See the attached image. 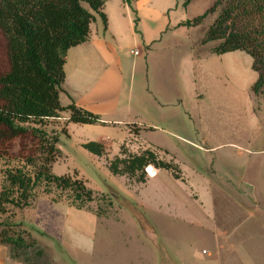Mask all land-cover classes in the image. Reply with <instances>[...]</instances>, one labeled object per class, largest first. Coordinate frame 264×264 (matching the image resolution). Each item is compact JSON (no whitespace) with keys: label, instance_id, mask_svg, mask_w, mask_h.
<instances>
[{"label":"rangeland","instance_id":"1","mask_svg":"<svg viewBox=\"0 0 264 264\" xmlns=\"http://www.w3.org/2000/svg\"><path fill=\"white\" fill-rule=\"evenodd\" d=\"M153 1L161 14L168 18L169 29L160 42L152 46L145 60L141 56L138 37L133 42L127 29L124 35L126 58L130 64L135 63L138 74L143 66L144 70L148 69L151 88L153 84V89L161 95L166 93L163 82L167 74L171 76L170 80L184 72L189 75L188 86L192 94L185 107L189 106L191 111L188 118L178 109L175 113L166 112L163 118L167 124L163 128L167 133L149 129L123 145L131 153L150 149L160 159L178 166L184 183L178 181L179 184H170L169 187L179 194L181 184L185 190L192 191L191 198L198 207L203 205L209 209L216 235L213 256L216 263L264 264V193L257 186L258 176L264 172V94L254 96L251 92L256 80V74L251 71V59L241 51L217 56L211 52L217 42L201 44L204 33L226 2L212 14H206L215 0ZM98 17L95 15V19ZM197 17L202 18L198 25H184ZM129 52H138L140 57L133 60ZM178 86L179 82L177 90ZM141 88L139 94L143 95ZM133 89L136 94V85ZM169 89L173 91V84ZM194 94L201 97L194 99ZM63 123L44 120L23 127L54 135L60 156L51 164V173L71 176L75 172L76 177L95 194V199L82 211H77L67 205L65 193L50 188V194L45 195L39 184L31 192L29 207L6 206L7 212L0 215L1 229H9L13 239L19 235L27 242L28 235L36 240L37 248L45 254V264H129V259L135 257L137 245L133 242L126 244V237L133 235L130 222L133 218L128 206H135L139 200L141 204L150 203V206L171 214L185 211L181 198L169 190L162 174L169 180L172 177L162 172L146 188L138 190L140 185L129 184L125 177L112 176L106 169V160L118 154L116 142L109 143L104 157L93 156L82 149L81 144L97 142L101 136L99 132L93 126L69 123L67 135H63ZM129 130L137 136L136 128L130 127ZM188 133L193 139L196 134L198 141L203 137L208 147L204 148L209 149L208 156L215 159L214 163H206L201 158L202 150L176 138L177 134L185 136ZM234 143L240 146L238 152L228 145ZM17 151L18 141H15L11 155H16ZM222 157L237 162L239 159L238 167L234 171L227 165L220 167ZM16 169L27 175L32 172L18 160L0 161V190L5 185L2 172ZM146 171L148 179L152 171L150 167ZM16 197L14 192L13 200ZM142 237L150 235L144 233ZM185 251L188 250L177 247L175 252ZM18 253V259H11L10 247L0 245V260L4 257L5 264H23L25 259H28L26 264H43L30 252L26 253L29 258L20 250ZM234 253L250 260L238 261ZM155 254L158 258L157 251Z\"/></svg>","mask_w":264,"mask_h":264},{"label":"trees","instance_id":"2","mask_svg":"<svg viewBox=\"0 0 264 264\" xmlns=\"http://www.w3.org/2000/svg\"><path fill=\"white\" fill-rule=\"evenodd\" d=\"M106 1L0 0V161L18 160L32 169L30 175L21 169L2 172L5 185L0 190V215L7 212V205L29 207L31 192L39 184L45 195L50 194V188L65 193L67 205L77 211L95 199V194L75 172L71 176L51 173V164L60 156L57 138L23 126L57 119L63 112L68 114L67 123L91 126L100 122L98 116L73 104L62 107L58 95L64 81L66 53L87 40L94 14L106 28L102 13ZM120 1L129 6L134 0ZM224 2L201 44L217 42L211 49L217 56L235 51L248 55L251 71L256 74L251 92L254 96L264 94V0H215L206 14H212ZM201 19L197 17L184 25L196 26ZM61 134L67 135L65 129ZM15 141L18 151L11 155ZM81 148L99 158L106 155L104 146L98 142L84 143ZM148 167L183 182L178 166L160 159L150 149L131 153L122 144L118 154L106 160L109 174L125 177L129 184H144ZM14 192L17 197L13 200ZM11 233L0 226V245L10 247L11 259H18L20 250L26 257L30 252L34 259L45 264V254L37 248L36 240L28 235L27 242L19 235L13 239ZM22 263H28V259Z\"/></svg>","mask_w":264,"mask_h":264},{"label":"crops","instance_id":"3","mask_svg":"<svg viewBox=\"0 0 264 264\" xmlns=\"http://www.w3.org/2000/svg\"><path fill=\"white\" fill-rule=\"evenodd\" d=\"M102 13L106 18V28L103 27L99 17L95 19L94 14L87 40L66 53L63 66L64 81L58 95L59 104L62 107L73 104L98 116L100 122L91 126L101 135L97 142L104 148H107L111 141L120 146L149 129L153 132L158 130L167 133L163 128L167 124L163 118L164 113L170 111L175 113L178 109L184 117L188 118L190 115L189 106L185 107L186 100L191 99L192 94L188 86L190 76L184 72L180 76H172L170 80L171 76L167 74L168 77L164 78L163 82L166 85V93L159 94L153 89V84L151 88L148 69L144 70L143 66L138 74L135 63L128 62L124 35L128 29L133 42L138 37L141 56L145 60L152 46L160 42L169 29L168 18L161 14L153 0H134L129 6L119 0H109L104 3ZM129 56L137 60L136 57H140V54L129 52ZM143 60L142 65L145 63ZM171 84L174 86L172 92L169 89ZM135 85L136 94L133 89ZM140 87L143 95H140ZM194 96V99L201 97L197 94ZM67 119L68 114H60L59 118L53 120L64 122V129L67 132L69 124ZM130 127H133V130L137 129V136H133ZM193 137L194 139L190 138L189 133L185 136L176 135L177 139L190 147L202 150L204 153L201 158L205 159L206 163H214L215 159L208 156L209 149L203 137H200L201 143L197 140L196 134ZM203 143L205 145H202ZM228 145L233 147L232 150L239 151V144ZM251 159L255 160V157ZM237 160L238 162L230 157H222L223 162L219 165L220 167L227 165L234 171L240 162L239 159ZM150 169L151 177L144 184H140L138 190L146 188L149 182L164 172L151 167ZM162 178L168 187L170 184L174 186L179 184L178 181L169 180L165 174H162ZM258 180L257 186H260L264 193V172L262 176H258ZM190 186L193 187L191 183ZM178 189L179 194L169 187L175 196L181 198L179 199L185 210L183 212L171 214L160 210L159 207L154 208V205L150 206V203L141 204L139 200L135 206L132 204L133 207L128 206L133 218L130 221L133 224V235L126 237V244L133 242L137 245L135 257L129 259V264H220L213 259L216 251V235L209 209L203 205L199 207L196 205V201L191 198L190 189L185 190L181 184ZM144 233L150 237L143 238ZM177 247L188 251L175 252ZM234 258L238 261L250 260L239 254H235ZM9 261L11 262V259ZM0 264H5L4 257L0 260Z\"/></svg>","mask_w":264,"mask_h":264},{"label":"built area","instance_id":"4","mask_svg":"<svg viewBox=\"0 0 264 264\" xmlns=\"http://www.w3.org/2000/svg\"><path fill=\"white\" fill-rule=\"evenodd\" d=\"M135 55H136V53H135Z\"/></svg>","mask_w":264,"mask_h":264}]
</instances>
